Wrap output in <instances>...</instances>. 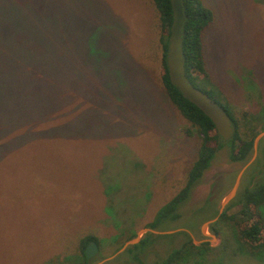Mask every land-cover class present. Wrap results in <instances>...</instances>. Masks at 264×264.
<instances>
[{"label": "rangeland", "instance_id": "obj_1", "mask_svg": "<svg viewBox=\"0 0 264 264\" xmlns=\"http://www.w3.org/2000/svg\"><path fill=\"white\" fill-rule=\"evenodd\" d=\"M202 1L214 19L204 37L209 77L198 75L195 85L228 104L242 131H263L264 0ZM0 5V15L16 31L33 33L41 49L52 53L44 62L65 85L64 104L51 113L11 124L2 117L0 264L52 259L80 264L76 252L88 236L99 240L92 264H139L137 259L158 264L191 239L213 248L186 253L177 264H264V248L256 256L236 244L232 221L220 214L208 219L242 170L224 210L244 186L264 179V137L252 162L254 148L246 162L233 161V145L223 141L180 207L182 216L149 227L185 184L201 141L164 93L162 25L153 0H0ZM258 159L261 172L250 178L247 172ZM241 209L230 205L227 213ZM148 232L153 235L140 243ZM136 237L131 251L129 246L117 253Z\"/></svg>", "mask_w": 264, "mask_h": 264}, {"label": "trees", "instance_id": "obj_2", "mask_svg": "<svg viewBox=\"0 0 264 264\" xmlns=\"http://www.w3.org/2000/svg\"><path fill=\"white\" fill-rule=\"evenodd\" d=\"M153 2L159 10L162 25L159 45L164 93L168 101L190 121L191 126L201 139L196 158L187 171L185 184L159 208L155 219L149 225L152 229H158L162 222L174 221L182 216L179 211L180 207L189 199L194 185L203 177L218 150L224 146L225 141L223 142L218 134L213 121L197 105L185 98L179 88L171 82L167 56L170 27L173 22L172 4L171 0H153ZM182 2L185 15L183 31L185 66L189 79L195 85L198 75H202L203 79L209 77L205 59L204 37L205 30L214 19V14L202 0H182ZM14 28V24H10V21L0 15V125L3 123L2 117L5 116L8 117V124H11L24 116L49 114L56 105L62 106L64 104L65 85L56 79L57 69L44 62L47 58L52 57V53L49 57L41 49L39 38L33 33L18 32ZM207 93L211 96L209 92ZM222 106L231 116L232 124L235 127L234 137L229 140L233 145L230 157L233 161L246 162L252 155L254 139L261 130L258 131L250 127L246 132L242 131L228 104ZM3 134V130H0V138ZM259 165L258 159L250 166L247 172L248 177L252 178L256 171L261 172ZM239 196V199L231 202L230 205L238 204L241 206L242 212L237 215H228L229 205L220 214L221 219L226 218L234 223L235 237L239 239L236 240L237 245L242 246L245 251H250L251 254L255 253L256 256H261L263 254L261 250L264 248V240H260L264 233V213L262 212L264 211V179L253 183L252 186H244ZM218 212L215 204V210L208 219L216 217ZM255 216H258L255 222L242 226L245 221ZM216 223L211 225L212 229H215ZM183 232L189 236L186 231ZM152 235L151 232H148L140 243L148 240ZM162 236L171 235H158V237ZM90 241H96L99 246V240L94 236L82 238L79 250L76 252V259L80 264H92L94 262L93 257L89 258L85 251ZM222 245L221 243L220 246ZM133 247L135 246H130L127 251H131ZM202 248L213 247L210 242L196 245L191 239L181 245L180 248L175 249L166 260L158 264H177L185 258L186 253L191 254L192 251ZM63 259L67 260L66 257ZM137 260L139 264H145L143 260ZM54 261L52 259L48 263L53 264Z\"/></svg>", "mask_w": 264, "mask_h": 264}, {"label": "water", "instance_id": "obj_3", "mask_svg": "<svg viewBox=\"0 0 264 264\" xmlns=\"http://www.w3.org/2000/svg\"><path fill=\"white\" fill-rule=\"evenodd\" d=\"M171 4L173 9V22L170 27L169 50L167 56L171 82L179 88L185 98L189 99L191 102L197 105L213 121L216 126L217 132L221 136L223 141H229L234 137L235 133V127L232 124L231 116L228 114L226 109L217 101H215L207 92L196 87L187 75L185 66L186 60L183 47V31L185 26L183 2L182 0H171ZM263 137L264 130L261 131L254 139V156L251 159V162L256 157L258 144ZM251 162H249V164ZM242 172L243 170L238 175L233 188L226 196V199L223 201L222 207L219 210V214L223 213L226 204H228L230 199L237 193ZM213 221L214 219L210 220L209 223ZM154 231L160 232L158 230ZM138 241L139 237L128 240L117 253L125 251L129 246L135 244ZM85 251L87 256L89 258H92L99 251L97 242L90 241Z\"/></svg>", "mask_w": 264, "mask_h": 264}, {"label": "bare ground", "instance_id": "obj_4", "mask_svg": "<svg viewBox=\"0 0 264 264\" xmlns=\"http://www.w3.org/2000/svg\"><path fill=\"white\" fill-rule=\"evenodd\" d=\"M232 197V196H231ZM226 199V198H225Z\"/></svg>", "mask_w": 264, "mask_h": 264}]
</instances>
